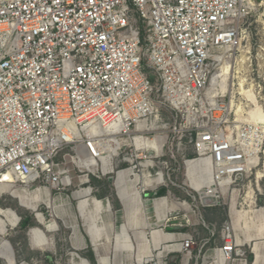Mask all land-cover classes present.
Masks as SVG:
<instances>
[{
    "label": "built area",
    "instance_id": "built-area-1",
    "mask_svg": "<svg viewBox=\"0 0 264 264\" xmlns=\"http://www.w3.org/2000/svg\"><path fill=\"white\" fill-rule=\"evenodd\" d=\"M260 9L264 0H0V196L18 184L65 191L57 160L68 157L79 173L111 175L120 204L141 205L149 233L169 237L141 264H248L257 231L243 226L241 242L234 222L248 223L246 208L257 222L263 196L264 123L252 108L264 111V42L257 57L247 51L250 71L235 54ZM226 63L231 78L213 87ZM179 190L239 210L218 230L202 221L204 236Z\"/></svg>",
    "mask_w": 264,
    "mask_h": 264
},
{
    "label": "rangeland",
    "instance_id": "rangeland-1",
    "mask_svg": "<svg viewBox=\"0 0 264 264\" xmlns=\"http://www.w3.org/2000/svg\"><path fill=\"white\" fill-rule=\"evenodd\" d=\"M242 31L243 42L240 50L246 52V57H249L247 51L252 58L257 57L260 54L257 46L264 42V10L260 9L257 13L250 14L244 20ZM240 54V52L235 54V60L240 59ZM251 60L253 69L256 70V60ZM249 65L247 62L244 69L250 71ZM231 66L233 72V64ZM68 153L69 151L66 152ZM260 158V166L258 171H255V175L259 180V189L263 196L257 202V213H255L258 216L257 222H252L253 219L249 221L251 212L247 211L255 212L254 209L246 208L243 212V215L248 214V223H245L247 228L257 231L246 235V239L250 241V247L252 249L254 247L253 252H248V264L255 262L256 252L258 253L256 264H264V179L260 181L256 174L257 172L264 174L262 154ZM57 163L69 170V176L72 179L71 186L65 191L60 193L50 186L45 187L39 184H33L28 188L18 184L0 196L1 217L5 221L4 226L0 223V264H89L85 255L90 247L88 249L84 247V239L96 241L95 264H113L111 262L113 251H124L121 252L126 257V259L123 258V264H132L130 262L134 259V264H138L142 256H148V242L152 240L149 223L139 221L137 217V214L141 212V205L131 209L132 214L128 222L125 215L130 206L120 204L113 196L111 175L96 179L91 173H79L70 164L68 157L64 159L62 156ZM249 191L251 196V190ZM174 193L175 198L185 200L191 205L197 218L195 220L198 223L197 229L204 236L206 229L202 226V221L205 225L218 230L219 226L229 218L230 212L239 210L238 207L231 206L206 207L195 204L182 190ZM243 194L242 192L241 196ZM53 199H57L60 207L53 205ZM106 199H109L110 205L106 204ZM82 202L84 204L80 209ZM92 203L96 208L94 214L90 212L93 206L89 205ZM198 213L202 219L198 217ZM39 216L43 217L46 225L45 222L44 225L41 224ZM19 220L24 221L25 224L21 225ZM51 220L54 221V228L49 224ZM127 222L130 227V240L129 238L124 240L128 243V249L123 247V243H116L118 241L116 236ZM245 224L234 222L236 234L241 242L244 237L239 230L245 227ZM186 231H188L187 228L182 229V232ZM6 243L10 247L9 252L2 245Z\"/></svg>",
    "mask_w": 264,
    "mask_h": 264
},
{
    "label": "bare ground",
    "instance_id": "bare-ground-1",
    "mask_svg": "<svg viewBox=\"0 0 264 264\" xmlns=\"http://www.w3.org/2000/svg\"><path fill=\"white\" fill-rule=\"evenodd\" d=\"M241 54H240V59H238V61L237 60H235V61H237V62H241V63H244L246 60H247V57H246V52L245 51H243V50H241V52H240ZM222 73H221V75H220V78L219 77H215L214 79H213V81H212V86L214 87V86H216V84H220V85H222V83H225L227 80H228V77H230L231 78V75H232V66L230 65V64H225V66L223 67V69H222ZM226 75H228V77L226 76ZM262 80L264 81V74H263V76H262ZM243 79L241 78V79H239V87H238V92L241 94V95H244V97H246V98H251V99H249V100H252L253 101V89H251L250 88V85L248 86V88H245V85H244V83H243ZM236 106L237 107H240L239 105H237L236 104ZM252 112L255 114V120H257L258 122H262V123H264V113H263V110L260 108V106L259 105H256L255 107H253L252 108ZM264 153V152H263ZM257 174V177H258V179L259 178H262L263 176H264V174L262 173V172H257L256 173ZM124 195L125 194H123L122 196H121V198H124ZM247 196L249 197L250 196V191L247 193ZM57 202V201H56ZM162 202H167V200L166 199H164V200H162ZM174 207L177 209V208H180V207H182V208H184L185 210L187 209V208H189L188 206H187V204L185 203V204H182V205H174ZM130 214H132V211H131V209L129 210V213H128V217L130 216ZM131 217V216H130ZM39 218H40V222H41V224H44V222H45V220L43 219V217L42 216H39ZM0 223L2 224V226H4L5 225V221L4 220H2V217H1V211H0ZM46 223V222H45ZM48 224V223H47ZM53 228L55 227V224H54V221L53 220H51L50 221V223H49ZM245 228H247V225L245 224ZM264 228V227H263ZM248 229V228H247ZM260 229V231H261V228H259ZM264 230V229H263ZM152 232L153 231H151L150 232V237H151V242L149 241L148 242V245H149V247H148V253H151L152 252V249L155 247V246H159L165 239H167V238H169V237H167L166 235H164V234H162L161 232H159V231H157V230H155L154 232H156V233H158V236H159V238L157 237V234L156 233H154L153 234V236H152ZM123 235H127L128 236V238H129V240H130V235L128 234V233H126V234H118V236H116L117 238H118V241H116V243H123V246H124V248H129L128 247V243H125L126 241L122 238V236ZM263 238V237H262ZM146 241V240H145ZM156 241H158V242H156ZM5 248H6V250H8V252H9V250H10V247H8V244L6 243V244H2ZM145 245H147L146 243H145ZM121 247H122V245H121ZM120 248V247H119ZM253 250H254V247H253ZM259 250V249H258ZM260 255V254H259ZM143 257L144 256H142L140 259H139V262H138V264H141L142 263V261H143ZM257 257H258V253L256 252V259H255V262L253 263V264H256V260H257ZM86 264V263H85Z\"/></svg>",
    "mask_w": 264,
    "mask_h": 264
},
{
    "label": "crops",
    "instance_id": "crops-1",
    "mask_svg": "<svg viewBox=\"0 0 264 264\" xmlns=\"http://www.w3.org/2000/svg\"><path fill=\"white\" fill-rule=\"evenodd\" d=\"M57 201V199H53V205L55 206V207H57L58 206V202H56ZM83 204H84V202H82L81 204H80V209L82 208V206H83ZM93 206V209L90 211L92 214H94L95 212H96V208H95V206L93 205V203L92 204H90L89 206ZM91 206V207H92ZM58 207H60V205L58 206ZM130 210V209H129ZM128 213H129V211H128ZM127 218H129L128 216H127ZM126 218V219H127ZM20 221V220H19ZM21 222V225H23V224H25L24 223V221H20ZM128 222H129V219H128ZM128 222H127V225H123L122 227H121V230H120V233L119 234H126V233H128L129 234V231H130V227L128 226ZM44 225V224H43ZM45 225H46V223H45ZM154 233H156V232H152V236H153V234ZM157 234V237L159 238V236H158V233H156ZM122 238L124 239H128V236L127 235H123L122 236ZM87 239H84V243H83V245H84V247L85 248H89V250L88 251H92V253H93V256H94V246L96 245V241H91V240H87ZM90 243L89 245H88V243ZM156 242H158V241H156ZM93 249H92V248ZM124 247V246H123ZM121 249H122V247H121ZM121 252H124V251H113L112 252V254H111V259H113V261H111L113 264H123L124 263V259L123 258H125L126 259V257H125V254H123V253H121ZM127 257H128V254L126 255ZM85 257H86V255H85ZM94 258H95V256H94ZM86 260L89 262V264H92L90 261H89V259L86 257ZM134 262H135V259L133 260V261H131L130 263H132V264H134Z\"/></svg>",
    "mask_w": 264,
    "mask_h": 264
},
{
    "label": "trees",
    "instance_id": "trees-1",
    "mask_svg": "<svg viewBox=\"0 0 264 264\" xmlns=\"http://www.w3.org/2000/svg\"><path fill=\"white\" fill-rule=\"evenodd\" d=\"M86 257L89 259V261H90L92 264H95V258H94V256H93L92 251H88L87 254H86Z\"/></svg>",
    "mask_w": 264,
    "mask_h": 264
}]
</instances>
